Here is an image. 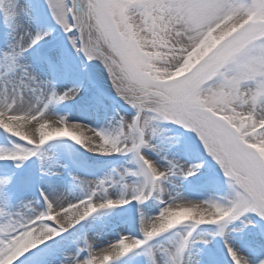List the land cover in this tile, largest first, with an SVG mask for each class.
Instances as JSON below:
<instances>
[{
	"label": "snow or ice",
	"instance_id": "obj_1",
	"mask_svg": "<svg viewBox=\"0 0 264 264\" xmlns=\"http://www.w3.org/2000/svg\"><path fill=\"white\" fill-rule=\"evenodd\" d=\"M33 7L30 0H0L12 33L0 48V129L15 138L0 145V160L19 168L37 157V179L46 186L40 199L0 208V264H18L26 253L39 254V264H221L214 248L196 247L216 236L224 238L227 264H264V0H46L54 24L78 53L104 65L133 110L107 127L55 112L61 102L86 98L81 82L58 86L55 74L71 78L73 70L55 45L28 59V50L53 30L40 26ZM164 122L196 134L200 151L228 178L227 195L194 200L183 194L175 181L195 177L201 163L178 158L188 145ZM63 138L124 159L90 178L68 172L63 183L57 170L68 166L56 154ZM215 180L212 173L204 177L205 184ZM27 187L7 174L0 178V201L7 204ZM132 202L133 231L104 247L87 233L58 244L57 237L82 221ZM247 213L262 219L245 253L229 239L228 225L253 224Z\"/></svg>",
	"mask_w": 264,
	"mask_h": 264
},
{
	"label": "rangeland",
	"instance_id": "obj_2",
	"mask_svg": "<svg viewBox=\"0 0 264 264\" xmlns=\"http://www.w3.org/2000/svg\"><path fill=\"white\" fill-rule=\"evenodd\" d=\"M31 4L34 6L31 9L33 15H37L38 21L41 27L47 28L49 25H53V30L49 33L47 37L40 43L39 47L33 51L34 56H41L45 51V45L49 41H57L62 44L65 48V56L70 60L67 65L73 70V75L75 76L74 80H79L82 83V88H87V91H93L96 95V90L99 89L103 92V96L99 97V101H101L108 108L110 112L111 121L114 123L113 117L119 115H127L131 111V107L125 103V101L121 97H117L113 95V93L103 89L99 86L89 85V81L91 82V77L89 76L87 60L85 57L78 53L77 50L72 46V42L68 39V34L64 33L62 28L59 25H55L53 19L51 18L47 8H46V0H30ZM3 15L0 12V17ZM95 68L99 70H103L107 72L104 65L99 60H92ZM101 72V71H100ZM108 73V72H107ZM103 76V74L100 73ZM77 100L72 104L73 106H78ZM109 117V116H108ZM166 126L168 122H164ZM170 135L174 138H179L183 140L188 145V151L181 157V159H188L194 163H201L200 172L196 173L195 177L188 178H177L176 181H179L180 186L183 188L185 193H189L190 199L194 200H202L208 198H215L220 196H225L230 191V186L228 184V178L224 176L222 169L220 166L215 165V161L208 156L206 153H202L200 148L202 145L198 146L196 134L191 132L190 130L183 129L178 125H170ZM15 138L11 137L10 134L6 133L3 130H0V145H10V143ZM59 145V150L62 155H64L65 159L71 166V168L75 171L76 174L85 176L88 175L89 178L92 175H102L105 171L110 169L111 167H115L118 164L122 163L123 157L118 155H113L110 157L100 156L96 153H91L89 155L79 149V145H75L73 141L70 140H61L56 142ZM23 169V165L19 168L16 167V162L14 161H0V178H4L9 173H21ZM212 173L215 175L216 180L212 184H205L204 177ZM17 181L23 185L26 180L19 179L17 176ZM28 189L31 190L35 199H40L39 197V188L36 186L35 182L30 181L28 184ZM18 190L17 192H19ZM154 210V202H151ZM137 205L136 202H132V204L125 206L124 208L117 209L113 213L106 216H98L90 222V226L93 227L94 231L97 232V229L103 228L105 226H110L113 223H122L124 224L125 231L119 230L120 233L126 231H133L136 227H138V214H137ZM249 217L254 218L253 224H249L242 227L241 219H237L229 223L228 227L233 229L232 232L229 233V239L238 240L245 249L247 248V237L259 227L260 218L255 213H247ZM127 222V223H126ZM215 225H201L199 226L202 230L214 229ZM242 231H236L235 229H241ZM117 232V231H116ZM109 239L105 240L104 244L112 240L116 237L115 232H111L108 234ZM197 248L208 249L212 247L216 250L218 254V259L221 264H227L229 257L225 256L226 249L224 247V238L220 236H216L214 238L209 239V243L204 245L198 243L196 245Z\"/></svg>",
	"mask_w": 264,
	"mask_h": 264
},
{
	"label": "bare ground",
	"instance_id": "obj_3",
	"mask_svg": "<svg viewBox=\"0 0 264 264\" xmlns=\"http://www.w3.org/2000/svg\"><path fill=\"white\" fill-rule=\"evenodd\" d=\"M21 2L23 3L24 0H21ZM35 16L37 17L36 14H35ZM25 20H27V17L25 18ZM11 37H12L11 30L7 26V22L4 18V15H2L0 17V48H4L6 46V44L8 42H10ZM49 43L55 45L62 52V54L65 58L66 66H67L69 64L70 60L68 59V57L67 58L65 57L67 55H65L66 51H65L64 46L62 44H60L59 42L52 40V41L47 42V44L44 46L45 49L48 47ZM39 45L37 44V45L33 46V48L28 50L27 56H28L29 60L32 59L31 56H33L32 55L33 51L36 50L39 47ZM81 55L83 56L82 53H81ZM87 66H88V72L87 73L91 77V83L89 85L99 86V87L106 89L107 91L113 93V95L120 97L116 93V90L114 89V87L112 86V82H111L107 72H105L103 70L98 71L95 68L92 60L91 61L87 60ZM33 67L40 74L46 75V76L48 75V73L45 72V70L43 69L41 64L36 63L33 65ZM100 73L103 74V76L100 75ZM55 75L57 78L58 86H60V87L72 86V84L74 82H79V80H74V78H75L74 75H72L71 78H67L59 71ZM82 86H84V85H82ZM80 96H83L86 99L84 101H81V99L79 97H77V98H74L72 101L61 102L60 104L55 106V112L62 114V115H66L69 119L79 120V121L86 123V124H89L93 127H107L109 125V123L112 122L110 120L111 115H110L108 108L105 106V104H103L101 101H99V97L96 96L93 93V91H87V88H81ZM93 97H95V98H93ZM76 100L78 101L77 104L78 103L79 104H78V106H73L75 108V109H73L72 104ZM0 130H3V129H0ZM62 140H68V139L63 138ZM79 149L81 151L89 154V155H92L91 153L87 152V150L81 148L80 146H79ZM56 154L59 155L61 162L64 164H67V166H68L67 170H65L64 168H60L57 170L64 177L63 183H66L67 179H68V172H71L72 174H75V175H78V174H76L75 171L71 168V166L69 165V163L65 159L64 155H62L60 153L59 148H57ZM50 155H52V153H50ZM0 161H2V160H0ZM214 163H215V165L218 166V163H216V162H214ZM39 164H40V161L38 160L37 157H30L28 161L24 162L23 169L21 170L22 172L21 173H15L16 177L19 176V179H21V180L23 179V181L26 180L25 184H29L30 181L35 182L36 186L38 188H40L42 186H46L44 183H42L41 181H39L37 179L38 174H39ZM175 183L180 186L179 181H175ZM28 187L25 190H20L19 192H17L16 195L7 204L4 201H0V208H8L9 205H18L22 200H36L35 196L31 192V190L28 189ZM180 190L183 192V194L185 196H187L190 199L189 193H185L181 186H180ZM155 203L156 202H154V210H155ZM124 207L125 206H123L122 208H124ZM12 210H15V209H12ZM92 221H93V218H88L87 220L82 221L80 224H78L74 229L69 230V233L63 234V239H61V237H57L56 240H57L58 244L63 246L68 240L76 239V238L82 236L83 234L87 233L91 238H93L95 240V244L97 247H104L106 245V244H104L105 240L109 239L108 234H110L111 232H115V234L117 236V234L120 233L119 230L125 231L124 224L113 223L110 226H105L103 228L97 229L98 230L97 232H93L94 228L89 225L90 222H92ZM230 239L235 246L239 247L242 251L247 253L245 246H243L238 240L236 241V240H233L232 238H230ZM46 243H48L49 246L51 247V242H46ZM38 247L41 249H44L43 244L38 246ZM32 251L34 252L35 250H32ZM39 260H40L39 254L29 255L26 253L24 256L19 258L18 264H39Z\"/></svg>",
	"mask_w": 264,
	"mask_h": 264
}]
</instances>
